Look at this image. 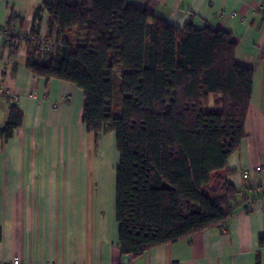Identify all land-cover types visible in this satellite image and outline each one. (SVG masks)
Returning a JSON list of instances; mask_svg holds the SVG:
<instances>
[{"label":"trees","instance_id":"16d2710c","mask_svg":"<svg viewBox=\"0 0 264 264\" xmlns=\"http://www.w3.org/2000/svg\"><path fill=\"white\" fill-rule=\"evenodd\" d=\"M44 11L53 44L45 50ZM34 18L23 36L10 16L4 42L14 53L25 42L35 76L84 92L88 132L115 133L121 253L138 256L206 229L225 230L255 191L226 179L216 187L246 137L252 102L254 71L236 62L235 36L210 26L177 27L132 0H44ZM117 68L124 71L114 113ZM22 125L23 113L12 104L0 138Z\"/></svg>","mask_w":264,"mask_h":264},{"label":"crops","instance_id":"0c3cea01","mask_svg":"<svg viewBox=\"0 0 264 264\" xmlns=\"http://www.w3.org/2000/svg\"><path fill=\"white\" fill-rule=\"evenodd\" d=\"M44 0H0V31L10 16L21 35L36 24ZM55 0H48L51 4ZM136 7L177 27L192 24L232 33L236 62L254 71L252 102L239 150L220 172L237 190L254 188L225 230L210 228L142 255H123L114 209L107 196L108 131L96 138L83 123L84 92L58 79L35 76L26 66L25 42L14 53L0 38V129L15 105L23 125L0 138V261L27 264H264V0H132ZM44 11L40 35H46ZM8 89L14 102L4 99ZM114 113L115 110H114ZM116 144V143H115ZM119 154V153H118ZM119 164H116V170ZM109 165L112 169L113 162ZM250 179L246 169L255 170ZM109 169V171H108ZM241 202V199L239 200ZM244 205V206H243Z\"/></svg>","mask_w":264,"mask_h":264},{"label":"rangeland","instance_id":"374dc122","mask_svg":"<svg viewBox=\"0 0 264 264\" xmlns=\"http://www.w3.org/2000/svg\"><path fill=\"white\" fill-rule=\"evenodd\" d=\"M124 69L123 68H117L116 70H114L112 78H113V82H114V110L116 113H119V108L117 111V105L121 104V100H122V95H121V87H122V83H121V77H122V73H123ZM115 138V137H114ZM106 151H107V158L103 159V164L102 167H104L105 169L109 167L110 171L112 172L111 177L108 176V181H107V187H106V193L107 196L111 197V205L114 209V194H115V173H116V164L118 162V151L116 149V144L115 141L113 140L112 143L110 145H106ZM112 161L113 165H112V169L109 165V162ZM108 169V171H109Z\"/></svg>","mask_w":264,"mask_h":264},{"label":"built area","instance_id":"2783aa9c","mask_svg":"<svg viewBox=\"0 0 264 264\" xmlns=\"http://www.w3.org/2000/svg\"><path fill=\"white\" fill-rule=\"evenodd\" d=\"M8 37V31L4 28L1 29L0 31V38L5 41ZM41 42L42 44L44 45V47L42 48L43 50L48 49L50 48V46H52V42L49 41L47 38H46V35H41ZM3 95H4V99L8 102H14V100H16V96L11 93L8 89H4L2 91ZM261 171V168L260 167H257L255 170L253 169H246L242 172V177L245 178V179H250L253 174L255 172H260ZM0 264H27V263H24L21 261L20 258H13L12 260L10 261H7V262H3V261H0ZM50 264V263H48Z\"/></svg>","mask_w":264,"mask_h":264}]
</instances>
